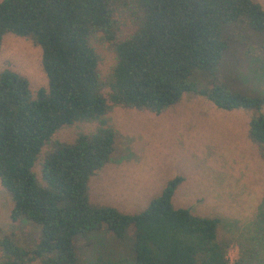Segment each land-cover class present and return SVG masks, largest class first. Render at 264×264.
I'll list each match as a JSON object with an SVG mask.
<instances>
[{
	"label": "trees",
	"instance_id": "1",
	"mask_svg": "<svg viewBox=\"0 0 264 264\" xmlns=\"http://www.w3.org/2000/svg\"><path fill=\"white\" fill-rule=\"evenodd\" d=\"M118 7L131 29L116 40ZM231 26L261 32L264 10L252 0H0V41L12 33L37 45L47 81L32 94L23 77L0 71V186L11 200L10 218L40 229L33 249L1 238L4 264L36 258L39 264H74L73 238L102 227L123 240L130 229V254L112 259L102 252L90 264H230L233 239L218 236L219 219L171 204L181 177L167 181L133 214L90 202L87 180L113 151L114 133L105 118L111 105L159 113L190 92L221 110L260 106L261 97L190 80L193 70L212 71ZM98 32L114 53L106 79L90 42ZM75 122L95 125L70 142L51 140ZM247 137L264 145L263 115L249 120ZM44 145L38 179L32 168ZM235 243L232 264L260 263L253 237Z\"/></svg>",
	"mask_w": 264,
	"mask_h": 264
},
{
	"label": "rangeland",
	"instance_id": "2",
	"mask_svg": "<svg viewBox=\"0 0 264 264\" xmlns=\"http://www.w3.org/2000/svg\"><path fill=\"white\" fill-rule=\"evenodd\" d=\"M264 10V0H252ZM115 39L125 37L129 17L121 7L115 12ZM227 46L211 72L193 70L190 80L202 87L221 84L229 91L263 98L258 108L230 110L216 108L205 97L184 93L173 105L159 113L111 105L106 125L114 133L113 151L108 161L87 180V196L92 203L108 205L133 214L143 209L167 181L182 178L170 198L173 207H185L196 215L217 217L218 236L229 237L227 257L235 261L239 251L235 241L253 237L260 246L264 264V145L247 137L248 122L264 116V30L255 32L231 26ZM97 56V68L106 79L114 63L110 42L100 32L90 39ZM8 69L23 77L33 94L46 87L40 65V48L29 39L6 33L0 41V71ZM107 88L102 93L107 95ZM94 123L75 122L58 129L51 140L72 141L87 133ZM32 170L39 179V162ZM11 200L0 186V239L7 237L23 249H33L40 238L39 226L22 217L10 218ZM115 238L104 227L76 235L72 244L74 264H90L105 252L106 258L129 255L132 234ZM129 253V254H128ZM0 250V264H4ZM25 264H39L33 259Z\"/></svg>",
	"mask_w": 264,
	"mask_h": 264
},
{
	"label": "built area",
	"instance_id": "3",
	"mask_svg": "<svg viewBox=\"0 0 264 264\" xmlns=\"http://www.w3.org/2000/svg\"><path fill=\"white\" fill-rule=\"evenodd\" d=\"M228 260H229V263L232 264L233 261H231L229 258H228Z\"/></svg>",
	"mask_w": 264,
	"mask_h": 264
}]
</instances>
